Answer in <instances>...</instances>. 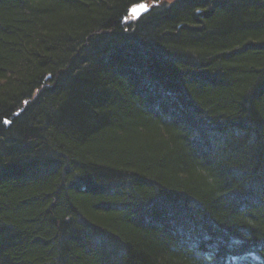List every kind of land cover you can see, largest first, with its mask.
I'll return each mask as SVG.
<instances>
[{"label":"trees","instance_id":"obj_1","mask_svg":"<svg viewBox=\"0 0 264 264\" xmlns=\"http://www.w3.org/2000/svg\"><path fill=\"white\" fill-rule=\"evenodd\" d=\"M140 1L0 0V264H264V0Z\"/></svg>","mask_w":264,"mask_h":264},{"label":"bare ground","instance_id":"obj_2","mask_svg":"<svg viewBox=\"0 0 264 264\" xmlns=\"http://www.w3.org/2000/svg\"><path fill=\"white\" fill-rule=\"evenodd\" d=\"M139 4H144V5H147V7H149V9L142 13L141 15H139L138 17L133 13V9L138 6ZM159 3L158 1H152V0H142L140 1L139 3H135L133 4L130 9H129V12H128V18H132V19H137L139 18L140 16H143L145 14H147L149 11H151L153 9L154 6H157ZM170 4V3H169Z\"/></svg>","mask_w":264,"mask_h":264},{"label":"water","instance_id":"obj_3","mask_svg":"<svg viewBox=\"0 0 264 264\" xmlns=\"http://www.w3.org/2000/svg\"><path fill=\"white\" fill-rule=\"evenodd\" d=\"M148 9L149 7H147V5L139 4L133 9V13L138 17L142 13L146 12Z\"/></svg>","mask_w":264,"mask_h":264},{"label":"rangeland","instance_id":"obj_4","mask_svg":"<svg viewBox=\"0 0 264 264\" xmlns=\"http://www.w3.org/2000/svg\"><path fill=\"white\" fill-rule=\"evenodd\" d=\"M172 1H175V0H165V1H163V2L169 4V3L172 2Z\"/></svg>","mask_w":264,"mask_h":264},{"label":"snow or ice","instance_id":"obj_5","mask_svg":"<svg viewBox=\"0 0 264 264\" xmlns=\"http://www.w3.org/2000/svg\"><path fill=\"white\" fill-rule=\"evenodd\" d=\"M5 123H7V121H5Z\"/></svg>","mask_w":264,"mask_h":264}]
</instances>
